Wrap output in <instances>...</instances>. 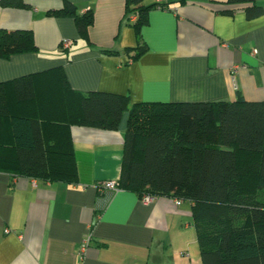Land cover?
<instances>
[{
    "label": "crops",
    "instance_id": "1",
    "mask_svg": "<svg viewBox=\"0 0 264 264\" xmlns=\"http://www.w3.org/2000/svg\"><path fill=\"white\" fill-rule=\"evenodd\" d=\"M22 1L0 3V28L31 30L37 48L0 57V82L39 73V104L59 90L40 73L63 69L72 91L65 100L29 104L46 122L45 139L73 152L77 180L43 182L0 170V264H202L190 202L158 196L144 203L132 191L98 190V182L119 178L128 113L116 130L80 126L74 99L101 91L130 103L232 100L237 93L264 100V0H249L263 7L253 18L239 6L226 13L235 7L229 0H162L167 7L149 12L140 33L147 49L135 60L127 48L138 38L124 0ZM66 2L93 14L87 39L73 16L54 12Z\"/></svg>",
    "mask_w": 264,
    "mask_h": 264
},
{
    "label": "trees",
    "instance_id": "2",
    "mask_svg": "<svg viewBox=\"0 0 264 264\" xmlns=\"http://www.w3.org/2000/svg\"><path fill=\"white\" fill-rule=\"evenodd\" d=\"M229 1L235 2L234 8L224 10L229 14L238 6L248 18L263 12L249 0ZM0 3L25 6L22 0ZM166 7L162 1L124 0V17L138 38L127 48L133 60L147 49L140 33L149 12ZM54 12L73 16L87 39L91 11L80 13L66 2ZM36 48L31 30L0 28V57ZM37 74L0 82V170L43 182H76L73 152L45 139L46 122L29 104L40 107L49 98L61 102L72 91L61 67L48 69L40 74L50 75L59 90L43 95L46 99L37 104ZM76 98L72 115L80 126L116 130L128 113L116 187L139 197L190 202L202 264H264V100H247L237 93L232 100L130 103L126 95L101 91ZM22 104L27 111L18 109Z\"/></svg>",
    "mask_w": 264,
    "mask_h": 264
},
{
    "label": "built area",
    "instance_id": "3",
    "mask_svg": "<svg viewBox=\"0 0 264 264\" xmlns=\"http://www.w3.org/2000/svg\"><path fill=\"white\" fill-rule=\"evenodd\" d=\"M157 1H162V0H157ZM70 44H71L70 40H64L62 43V46L67 48ZM241 67H243V66H241ZM239 68H240V65H234L232 67V72L236 73ZM117 189L118 188L116 187V181H103L102 185L98 188V190H100V191H102V190L103 191H108V190L109 191H115ZM155 198L156 197L145 194L141 197V200L144 203H148V202L153 201ZM175 201L177 204H179L181 202L180 199H175ZM90 241H91V234L87 233L85 235V237L82 239L81 244H80L79 249H78V255L80 256V258H84Z\"/></svg>",
    "mask_w": 264,
    "mask_h": 264
},
{
    "label": "rangeland",
    "instance_id": "4",
    "mask_svg": "<svg viewBox=\"0 0 264 264\" xmlns=\"http://www.w3.org/2000/svg\"><path fill=\"white\" fill-rule=\"evenodd\" d=\"M150 0H146V2H149Z\"/></svg>",
    "mask_w": 264,
    "mask_h": 264
}]
</instances>
